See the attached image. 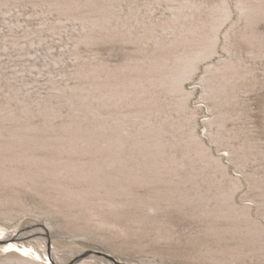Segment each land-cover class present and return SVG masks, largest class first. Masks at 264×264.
Masks as SVG:
<instances>
[{
    "label": "rangeland",
    "instance_id": "obj_1",
    "mask_svg": "<svg viewBox=\"0 0 264 264\" xmlns=\"http://www.w3.org/2000/svg\"><path fill=\"white\" fill-rule=\"evenodd\" d=\"M85 1L0 0V143L19 129L59 164L115 161L107 171L142 181L113 208L96 181L42 163L18 183L0 175V238L41 220L48 248L98 255L91 264L114 263L95 251L125 264H264V9L247 8L264 0ZM77 126L99 140L58 152ZM20 246L0 247V260L32 259Z\"/></svg>",
    "mask_w": 264,
    "mask_h": 264
},
{
    "label": "bare ground",
    "instance_id": "obj_2",
    "mask_svg": "<svg viewBox=\"0 0 264 264\" xmlns=\"http://www.w3.org/2000/svg\"><path fill=\"white\" fill-rule=\"evenodd\" d=\"M87 1V0H86ZM85 1V3H87ZM91 2V0H89ZM84 4V3H83ZM77 4L76 6L80 8L83 5ZM70 8L75 7V3L68 4ZM76 7V8H77ZM250 11L260 12L264 8L262 6H247ZM227 9H229L227 7ZM259 10V11H257ZM75 17L81 21H91L89 17L75 15ZM91 39V36H89ZM196 67V64H195ZM75 125V124H73ZM99 130V129H98ZM97 130V131H98ZM19 129H16L15 135L18 137V140H9L2 141L0 143V175H3L4 178H8L5 181L16 182L22 179L20 175H27L30 172L35 175H39L40 172L31 170L32 164L42 163L44 171L47 173H61L67 179L72 181H79L81 179H87L91 181L94 180L97 183V186L103 187L106 189L104 200L106 204L113 208L125 207L129 204L127 197H123L127 191V186L132 184L133 181L141 182L142 179L139 176L135 175H126L122 167L117 166L115 172L107 171L109 166L115 165V161H108L107 165L104 166V163L94 162L91 165H81L79 160L71 158L65 161L62 164H59V159L55 157L46 156L43 157L37 153L38 147L42 146V141L35 136H24L20 134ZM101 134V133H100ZM96 136V135H95ZM98 136V135H97ZM96 136V137H97ZM68 142L61 144V147L58 148L60 153H74L81 154L86 150L91 149V144L99 139L94 138L91 134V126L82 127L77 126L75 128H70V133L67 136ZM22 141V142H21ZM44 141V140H43ZM47 143V142H46ZM47 145H51L47 143ZM44 148V146L42 147ZM100 148V147H99ZM24 164V166H23ZM41 164V165H42ZM33 166V165H32ZM35 166V165H34ZM38 167V166H37ZM40 169V168H39ZM56 175V174H55ZM26 177V176H25ZM34 177V176H33ZM26 179V178H25ZM59 179V178H58ZM44 182V181H43ZM84 182V181H83ZM39 183V182H38ZM57 185L66 188L68 192H74L73 188L64 184L61 181L55 182ZM135 183V182H133ZM64 190V189H63ZM130 190V189H129ZM241 208L248 210L250 207L242 206ZM6 215L5 212H3ZM1 214V215H3ZM102 224L111 225L113 221L110 217H103L101 220ZM36 237L43 239V243L46 246L39 247V243L36 240ZM51 237L50 230L47 225H44L41 220H33L26 222L23 225H18L15 229L8 233L3 238H0V247H5L7 244H22L20 247H26L25 250L33 257L27 258L23 255H20L16 252H10L0 260V264H46L40 263L35 260V257H40L45 260L44 254L50 256L51 264H91L92 258H98V255L91 254L89 252H77L72 250H53L48 248L47 239ZM110 255V254H109ZM99 259L104 260L105 257H100ZM112 260V259H111ZM117 260V259H116ZM112 264H125L119 262L118 260H112Z\"/></svg>",
    "mask_w": 264,
    "mask_h": 264
},
{
    "label": "water",
    "instance_id": "obj_3",
    "mask_svg": "<svg viewBox=\"0 0 264 264\" xmlns=\"http://www.w3.org/2000/svg\"><path fill=\"white\" fill-rule=\"evenodd\" d=\"M95 252H96V253H99V254H103L104 256H106V257H108V258H110V259H112V260L117 261V260L115 259V257H113L112 255H109V254L104 253V252H101V251H95Z\"/></svg>",
    "mask_w": 264,
    "mask_h": 264
}]
</instances>
